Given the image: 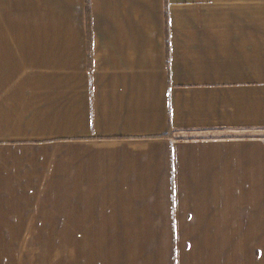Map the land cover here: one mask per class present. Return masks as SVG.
Instances as JSON below:
<instances>
[{
	"label": "crops",
	"instance_id": "0c3cea01",
	"mask_svg": "<svg viewBox=\"0 0 264 264\" xmlns=\"http://www.w3.org/2000/svg\"><path fill=\"white\" fill-rule=\"evenodd\" d=\"M0 264H264V0H0Z\"/></svg>",
	"mask_w": 264,
	"mask_h": 264
},
{
	"label": "rangeland",
	"instance_id": "374dc122",
	"mask_svg": "<svg viewBox=\"0 0 264 264\" xmlns=\"http://www.w3.org/2000/svg\"><path fill=\"white\" fill-rule=\"evenodd\" d=\"M30 236V239L29 240H33L34 241H38L43 249H44V245H46V247H48V243H53V242H56L57 239H59V242L61 243L62 241H67V235H29ZM55 238H57L55 240ZM45 252L46 253H49L48 250L45 249ZM54 252V251H52ZM50 252V253H52Z\"/></svg>",
	"mask_w": 264,
	"mask_h": 264
}]
</instances>
